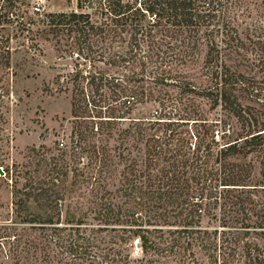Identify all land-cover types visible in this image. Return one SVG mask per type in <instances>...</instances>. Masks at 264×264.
I'll use <instances>...</instances> for the list:
<instances>
[{"label":"trees","instance_id":"1","mask_svg":"<svg viewBox=\"0 0 264 264\" xmlns=\"http://www.w3.org/2000/svg\"><path fill=\"white\" fill-rule=\"evenodd\" d=\"M22 3L0 0V61L13 49L6 26L76 53L77 68L57 81L72 91L82 165L70 176L67 158L51 156L44 179L3 169L15 185L25 179L13 204L28 223L0 232V264H131L133 239L139 264L171 254L182 264H264V28L242 36L230 0H97L94 13L79 0V10L37 18ZM195 65L191 78L185 69ZM165 77L180 90L148 89V79L169 84ZM144 97L159 99L158 119L129 115ZM30 199L44 214L28 209ZM205 214L219 224L204 226Z\"/></svg>","mask_w":264,"mask_h":264},{"label":"rangeland","instance_id":"2","mask_svg":"<svg viewBox=\"0 0 264 264\" xmlns=\"http://www.w3.org/2000/svg\"><path fill=\"white\" fill-rule=\"evenodd\" d=\"M26 1L29 4L27 6L24 3L20 4L21 10L26 8L28 10L26 14L34 15L36 18L50 11L81 9L78 6L79 0ZM126 1L139 5L142 0ZM81 3L85 11L94 13L96 10L97 0H81ZM228 14V19L246 38L256 29L264 28V0H230ZM5 28L7 29L4 35L9 36L8 43L13 49L9 63L0 61V169L3 171L0 172V227L3 226L0 232L8 234L9 230H6L5 226L12 223L24 226L28 222L19 221L20 218L16 216L13 204L15 193L25 179L22 177L21 181L15 185L4 172V168H9L13 172L18 166L22 171H26V175L35 174L44 179L51 165L49 162L51 156H62L60 162L64 157L67 158L70 164V176L73 174L71 166L82 165V162H79L80 158L76 154L73 155L75 136L72 135V129L75 116L72 113V91L61 90L57 81V76L65 77L77 68L79 64H76L78 60L76 53L58 49L54 42L45 37L37 38V40L28 37L18 39L11 34L15 29L14 26ZM185 71L190 73V77L200 73L196 65L190 69L186 68ZM173 80V77H165V82L169 84L156 82L153 79H148L146 83L149 85L148 89L152 88L158 94L166 91L176 93L180 88L171 84ZM194 81L199 84L205 80L194 78ZM202 99L199 97L197 103ZM202 103L204 108H208L206 100ZM161 110L159 99L144 97L135 99L129 115L137 120H148L149 117L154 120L158 119L157 116H160ZM218 112L219 107L211 109L208 116L215 117ZM231 121L235 124L234 117ZM121 167L119 163L113 167V173L109 179L111 188L118 183ZM253 174L255 180L262 178L258 160H254ZM27 204L32 212L44 214L46 211V208L41 207L34 199H30ZM219 221L216 217L209 218L207 214L202 219L203 225L211 228L219 224ZM165 226L174 227L175 225ZM3 237L5 242L9 240L6 239L8 237ZM133 240V244L131 241L128 243L129 252L132 254L131 264H139L142 252L137 239ZM194 249L197 250L198 247L195 246ZM205 258L203 251L197 253L198 260ZM159 259L155 264H182L178 256L174 254L167 257L159 256ZM8 261L5 264H15L11 260ZM88 263L71 260V264Z\"/></svg>","mask_w":264,"mask_h":264},{"label":"water","instance_id":"3","mask_svg":"<svg viewBox=\"0 0 264 264\" xmlns=\"http://www.w3.org/2000/svg\"><path fill=\"white\" fill-rule=\"evenodd\" d=\"M0 172H3V171L0 169Z\"/></svg>","mask_w":264,"mask_h":264}]
</instances>
